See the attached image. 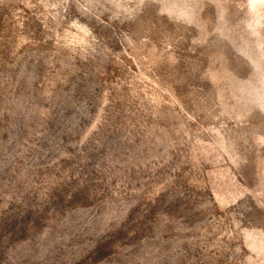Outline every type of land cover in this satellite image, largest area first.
Returning a JSON list of instances; mask_svg holds the SVG:
<instances>
[{"label":"rangeland","instance_id":"rangeland-1","mask_svg":"<svg viewBox=\"0 0 264 264\" xmlns=\"http://www.w3.org/2000/svg\"><path fill=\"white\" fill-rule=\"evenodd\" d=\"M0 264H264V0H0Z\"/></svg>","mask_w":264,"mask_h":264}]
</instances>
